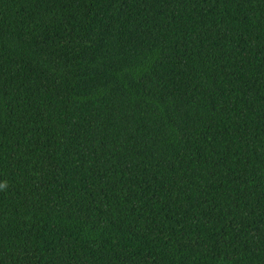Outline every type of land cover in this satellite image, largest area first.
Wrapping results in <instances>:
<instances>
[{"label":"trees","instance_id":"16d2710c","mask_svg":"<svg viewBox=\"0 0 264 264\" xmlns=\"http://www.w3.org/2000/svg\"><path fill=\"white\" fill-rule=\"evenodd\" d=\"M0 264H264V0H0Z\"/></svg>","mask_w":264,"mask_h":264},{"label":"clouds","instance_id":"9594fccd","mask_svg":"<svg viewBox=\"0 0 264 264\" xmlns=\"http://www.w3.org/2000/svg\"><path fill=\"white\" fill-rule=\"evenodd\" d=\"M4 187H6L5 183H0V189H3Z\"/></svg>","mask_w":264,"mask_h":264}]
</instances>
